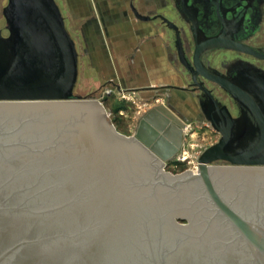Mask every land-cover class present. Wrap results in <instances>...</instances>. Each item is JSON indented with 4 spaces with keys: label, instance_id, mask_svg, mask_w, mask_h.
I'll return each instance as SVG.
<instances>
[{
    "label": "water",
    "instance_id": "obj_1",
    "mask_svg": "<svg viewBox=\"0 0 264 264\" xmlns=\"http://www.w3.org/2000/svg\"><path fill=\"white\" fill-rule=\"evenodd\" d=\"M175 2L195 70L172 20L132 11L167 23L193 78L236 110L201 86L199 111L219 137L196 171L175 175L164 171L182 145L175 112L156 104L134 135L120 133L96 92L78 90L81 53L59 1L1 7L0 264H264V68L235 61L221 73L201 59L215 49L264 54L242 43L247 17L236 5L214 4L206 27L190 0Z\"/></svg>",
    "mask_w": 264,
    "mask_h": 264
},
{
    "label": "crops",
    "instance_id": "obj_2",
    "mask_svg": "<svg viewBox=\"0 0 264 264\" xmlns=\"http://www.w3.org/2000/svg\"><path fill=\"white\" fill-rule=\"evenodd\" d=\"M171 0H62L64 15L80 32L85 56L102 83L114 81L121 92L137 94L178 85L172 41L157 19ZM137 88H144L138 90ZM137 89V90H136Z\"/></svg>",
    "mask_w": 264,
    "mask_h": 264
},
{
    "label": "rangeland",
    "instance_id": "obj_3",
    "mask_svg": "<svg viewBox=\"0 0 264 264\" xmlns=\"http://www.w3.org/2000/svg\"><path fill=\"white\" fill-rule=\"evenodd\" d=\"M6 1L0 0V27L5 25L1 16V7L5 5ZM58 1L62 6V0ZM68 25L72 37L77 40L80 53V44H82L80 32L75 27H72L70 22H68ZM6 32L4 30V33ZM79 68L78 90L83 94L91 93V91L95 90L97 99L102 102L108 119L113 123L115 129L122 134L134 135L139 118L156 104H164L179 116L183 124L188 127L184 136L183 149L188 151L190 156L186 161L182 162L173 161V155L171 160L166 161L164 165L165 172L175 175L187 170L196 171L198 167L196 155L198 156L201 153L200 151L203 147H207L217 141L219 133L210 126L201 113H198L191 106L189 103L190 96L186 92L182 93L170 89L162 90L154 87L156 89L153 91H139V93L133 94L121 92L120 88L117 90L111 85L101 88L99 87V80L95 75V68L92 62L89 63L87 58L80 56Z\"/></svg>",
    "mask_w": 264,
    "mask_h": 264
},
{
    "label": "flooded vegetation",
    "instance_id": "obj_4",
    "mask_svg": "<svg viewBox=\"0 0 264 264\" xmlns=\"http://www.w3.org/2000/svg\"><path fill=\"white\" fill-rule=\"evenodd\" d=\"M194 5V10L196 11L198 21L201 25L206 26L211 22V13L214 10L215 5L219 4V10L225 12L227 9L236 5V15L238 16V20L241 21L244 19V15L247 17L243 21V27L246 26V33L241 40L243 44H247L249 47H252L256 52H260L264 54V0L261 1V7L258 8V11H254V0H190ZM177 3L175 0H171L170 3H167V8L162 13H155L154 15L161 14L164 17L172 20L179 28V34L181 39V47L184 49L185 61L182 62L179 56V49H177V34L173 29L167 27V23H165L162 19L156 17L155 19L160 21V25L164 27L165 31L169 35L174 51V62L177 65V77L181 80V83L178 84L182 89H174V88H165L161 87L162 90H175L177 92H186L188 96H190V104L193 108L199 111L198 102L200 98L203 97V91L201 86L206 87L211 90L214 95H217L219 100L229 107L233 113H236L233 106L231 105V100L219 87L211 83L209 80L203 78L201 75H198L196 79L193 78L192 72L187 68L183 63L192 64V40L193 34L190 32V23H187L183 18L180 17L178 10L176 9ZM256 8V7H255ZM142 14V13H141ZM144 15V14H143ZM150 15V16H154ZM242 31V29H240ZM82 42V41H81ZM80 53L82 57H85L86 49L82 44H80ZM202 64L207 68L216 69L221 73H226L228 66L232 62L242 61L248 62L256 67L264 68V57H257V55L250 52H243L235 49H215L209 53H206L201 57ZM188 65V66H189ZM195 70V67L193 66ZM106 85L114 86L115 89L118 88V85L109 80L106 84L100 82L99 87L103 88ZM176 85V84H175ZM95 91V90H93Z\"/></svg>",
    "mask_w": 264,
    "mask_h": 264
},
{
    "label": "built area",
    "instance_id": "obj_5",
    "mask_svg": "<svg viewBox=\"0 0 264 264\" xmlns=\"http://www.w3.org/2000/svg\"><path fill=\"white\" fill-rule=\"evenodd\" d=\"M188 129V127H186V125H184L183 126V135H182V145H181V147L179 148V150L174 154V156H173V161H186V159L190 156V153L188 152V151H185L184 149H183V146H184V136H185V132H186V130ZM204 148H206V147H203L202 148V150L204 149ZM202 150L200 151V152H202ZM199 152V153H200ZM198 153V154H199ZM199 156V155H198ZM197 155H196V158L198 157ZM198 159V158H197ZM198 164V163H197ZM195 166H197V165H195ZM197 170V169H196Z\"/></svg>",
    "mask_w": 264,
    "mask_h": 264
}]
</instances>
